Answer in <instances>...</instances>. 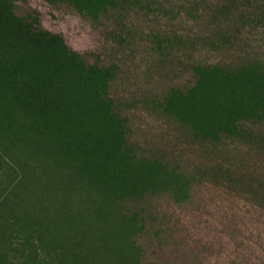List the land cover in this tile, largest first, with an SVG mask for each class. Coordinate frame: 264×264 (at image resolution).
I'll return each instance as SVG.
<instances>
[{"label":"rangeland","instance_id":"rangeland-1","mask_svg":"<svg viewBox=\"0 0 264 264\" xmlns=\"http://www.w3.org/2000/svg\"><path fill=\"white\" fill-rule=\"evenodd\" d=\"M97 1L0 22L3 264H264V0Z\"/></svg>","mask_w":264,"mask_h":264},{"label":"trees","instance_id":"trees-1","mask_svg":"<svg viewBox=\"0 0 264 264\" xmlns=\"http://www.w3.org/2000/svg\"><path fill=\"white\" fill-rule=\"evenodd\" d=\"M69 1L80 2V3L85 5V4H88L94 0H69ZM1 2L3 4H1ZM95 2L99 3L97 0H95ZM8 9L9 10L11 9V0H4V2L2 0H0V22L13 23V22H11L12 19L14 20L13 13L11 11H9ZM118 19H119V17H118ZM20 20L21 19L19 18L17 21L21 22ZM18 22H16V24H17L16 28H11L13 35L17 34V31H15V30L20 25V23H18ZM63 67L72 70L69 72V76H63V78L66 79L67 85L73 86V89L78 91V92H74L76 95H82L83 96L86 93H88L90 90H92V89L97 90V88H102L105 85L107 74L106 73L104 74L102 72L94 73L93 67H90L88 69L87 65L85 64L84 65V68L86 69L85 72L80 71L78 69V67L76 65H73V64H71V65L68 64V65H65ZM87 70H89V71H87ZM99 84H101V86ZM67 87H69V86H67ZM69 88H71V87H69ZM170 96L177 97V98H184V96L182 94L179 95V94L173 93ZM172 102H173L172 100L168 101V103H172ZM30 257H32V256L30 255ZM0 264H3V260H2L1 256H0Z\"/></svg>","mask_w":264,"mask_h":264}]
</instances>
